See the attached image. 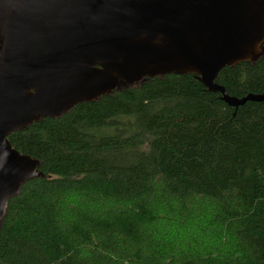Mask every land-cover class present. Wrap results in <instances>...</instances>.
I'll use <instances>...</instances> for the list:
<instances>
[{
	"label": "trees",
	"instance_id": "obj_1",
	"mask_svg": "<svg viewBox=\"0 0 264 264\" xmlns=\"http://www.w3.org/2000/svg\"><path fill=\"white\" fill-rule=\"evenodd\" d=\"M215 82L264 95V54ZM222 97L145 77L11 133L40 175L8 200L0 264H264V100Z\"/></svg>",
	"mask_w": 264,
	"mask_h": 264
},
{
	"label": "water",
	"instance_id": "obj_2",
	"mask_svg": "<svg viewBox=\"0 0 264 264\" xmlns=\"http://www.w3.org/2000/svg\"><path fill=\"white\" fill-rule=\"evenodd\" d=\"M264 54V0H0V220L40 174L8 136L145 77L218 72Z\"/></svg>",
	"mask_w": 264,
	"mask_h": 264
},
{
	"label": "rangeland",
	"instance_id": "obj_3",
	"mask_svg": "<svg viewBox=\"0 0 264 264\" xmlns=\"http://www.w3.org/2000/svg\"><path fill=\"white\" fill-rule=\"evenodd\" d=\"M119 84H123V85H124L125 83H123V82H120Z\"/></svg>",
	"mask_w": 264,
	"mask_h": 264
}]
</instances>
